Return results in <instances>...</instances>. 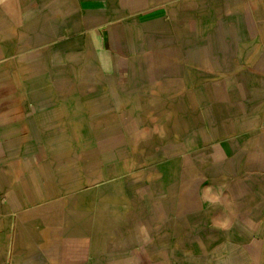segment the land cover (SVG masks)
<instances>
[{
	"label": "crops",
	"instance_id": "obj_1",
	"mask_svg": "<svg viewBox=\"0 0 264 264\" xmlns=\"http://www.w3.org/2000/svg\"><path fill=\"white\" fill-rule=\"evenodd\" d=\"M0 264H264V0H0Z\"/></svg>",
	"mask_w": 264,
	"mask_h": 264
},
{
	"label": "rangeland",
	"instance_id": "obj_2",
	"mask_svg": "<svg viewBox=\"0 0 264 264\" xmlns=\"http://www.w3.org/2000/svg\"><path fill=\"white\" fill-rule=\"evenodd\" d=\"M144 165H148L149 167H153V166H159L160 163H158V160L156 157L150 158L147 160L146 163H144ZM151 176V174H150Z\"/></svg>",
	"mask_w": 264,
	"mask_h": 264
},
{
	"label": "clouds",
	"instance_id": "obj_3",
	"mask_svg": "<svg viewBox=\"0 0 264 264\" xmlns=\"http://www.w3.org/2000/svg\"><path fill=\"white\" fill-rule=\"evenodd\" d=\"M210 189H207L206 191H209Z\"/></svg>",
	"mask_w": 264,
	"mask_h": 264
}]
</instances>
